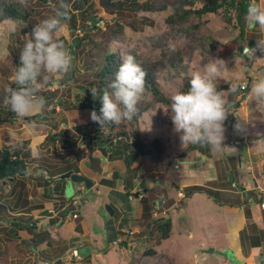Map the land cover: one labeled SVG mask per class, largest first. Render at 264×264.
Returning a JSON list of instances; mask_svg holds the SVG:
<instances>
[{"label": "rangeland", "instance_id": "obj_1", "mask_svg": "<svg viewBox=\"0 0 264 264\" xmlns=\"http://www.w3.org/2000/svg\"><path fill=\"white\" fill-rule=\"evenodd\" d=\"M6 1L0 0V10ZM55 2L56 0L45 7L43 11L45 15L52 16L50 5ZM254 2L264 6V0H254ZM164 4L168 5L165 11L152 9ZM181 4L182 0H87L85 4L77 0L78 7L73 8L76 9L78 29L72 30L67 21H62L64 29L57 34V38L65 44L73 57L72 81L67 82L68 86L65 88L62 85V77L51 79H57L59 89L56 92H61L63 96L71 99L70 102L64 103V107L71 110V120L81 127L78 129L80 133L78 141L80 142L88 143V136L81 131L82 126L95 123L90 119V113L93 110L87 106L88 99L92 97L91 90L96 88L92 73L103 65L108 52L115 51L120 55L131 54L136 58L156 60L161 57L163 50H170L172 47L180 49L184 55L181 72L167 70L162 81L164 91L169 97L178 91L182 81L190 77L192 72L202 71L203 66L211 58L224 59L228 68L216 81L218 90H221L220 85L239 87V83L247 84L245 90L237 88L239 91L230 92L228 96L234 108L232 109L233 114H230L233 124L237 121L234 113L239 112L243 116L239 120L246 129L242 133H237L233 128H229V121H225L226 132L223 145L225 142L230 144L229 146L234 150V156L228 160L224 158L226 155L222 154L224 149L223 151L220 149L213 150L211 154L205 153L204 158L200 159V183H205L200 186L203 187L204 192L198 193L199 195L188 206L179 202L182 209H175L176 211L171 215L168 212L167 217L172 216L174 221V229L170 238L162 239L158 232L152 230L150 238L138 239L136 235H133L129 237V245L123 242L110 245L99 237L98 242L94 244L95 251L91 258L84 260L85 264H234L233 261V263L225 261L229 259L226 254L229 251L227 247L229 223L227 219L219 217L220 213H217L223 212L222 207L225 205L221 202H225L226 199L216 195L215 192L220 183H228L229 186L232 184L235 187L232 189L242 188L237 183H231L230 179H237L240 175L248 174V150L253 149L252 158L255 164L252 170L255 174L264 164V104H257L248 99L251 84L259 78H264V60L253 63L242 55L245 46L255 48L257 39L264 38V33L259 27H250L248 23L242 32L236 20H226L220 14H205L201 18L192 17L187 22L168 23L167 18L174 15ZM148 6H151L152 10ZM42 20L41 16L36 17L33 25L35 26ZM200 21L203 23L201 26L198 24ZM14 23L6 30L14 31L13 56L19 66L20 49L26 36L31 33V29L26 23ZM22 28H28L27 33L21 32ZM76 37L81 39V45L77 49L74 43ZM69 45L72 46L75 56L71 53ZM256 56L259 58L262 54L257 51ZM42 86L45 85L42 84ZM243 93L246 96L241 99ZM144 98L142 97L141 100ZM239 100L240 106H236L235 103ZM72 103L74 106H71ZM167 111L168 105L157 103L145 111L140 118L133 117L131 123L124 121L129 125L128 131L132 139L141 137L149 140L158 136L163 138L168 145L174 144L171 141H175L179 133L174 131L170 113H166ZM246 111L248 114L245 117ZM109 128L113 133L116 132V129L111 126ZM98 132H100L99 136L106 134L101 131L100 125H98ZM254 149L255 152L260 150L262 153L254 154ZM202 154L200 151L201 157ZM190 155L193 158L197 154L194 152ZM239 157H241L242 167L238 164ZM56 162L62 167L66 166L65 168H74L76 171L80 169L79 164L73 158L63 162L57 159ZM225 171L230 178L229 182L227 177L222 178V173L225 174ZM217 173L218 180L208 182L214 179ZM188 188L191 189V187ZM185 189H178V193L175 190L174 193H177L181 199L183 193L186 192ZM118 195L113 193L111 199L117 198ZM192 196L194 195L189 198ZM0 202L5 210L8 207L11 209V211L8 210L7 215L9 223H13L14 215L20 212L15 208L16 199L12 200L11 197L3 195ZM125 205L131 209L127 225L133 227L136 225L137 210L143 206V203L126 201ZM109 206H111L110 202H107L103 208L106 213L109 212ZM156 209L164 211L165 207ZM149 217L147 216L146 219ZM23 218L20 216V221H24ZM146 222L149 223V221ZM6 225L7 222L0 221V264H46V262L55 264L59 255H62L61 264H82L81 260H78L81 257L73 254L76 249L68 250L72 246L55 248L44 245L45 253H39L30 239L25 237L22 238L23 242H20V237L17 235L21 234L22 229L13 234L15 230L11 231V225L8 224V227ZM99 226L96 224L95 228L98 229ZM17 228L14 227V229ZM98 232L102 233V230ZM134 241L135 244H133Z\"/></svg>", "mask_w": 264, "mask_h": 264}, {"label": "crops", "instance_id": "obj_2", "mask_svg": "<svg viewBox=\"0 0 264 264\" xmlns=\"http://www.w3.org/2000/svg\"><path fill=\"white\" fill-rule=\"evenodd\" d=\"M76 4L75 1L70 5L74 12L76 9L73 7H76ZM11 24L15 23L13 21L0 23V82L2 83L9 82L8 78L17 67L16 64L14 65L16 59L13 56L14 31L6 30ZM51 80L57 81V79ZM69 81L72 79L63 82L62 85L66 88ZM41 83L45 86H42L40 90H45L50 82H44L41 79ZM11 87L15 88L16 85L12 83ZM70 101L71 99L63 96L61 92H58L55 98L45 100L43 110L34 115V120L40 126L36 130L38 134L32 136L25 135L23 122L17 120L12 111L7 107H0V149L4 147L16 151L25 159L28 169H31V174L20 177L16 182L13 180L9 183L0 182V200L3 195L11 197L12 200L16 199L15 208L20 212H17L14 217L23 216L24 221H18L17 225L9 223L7 212L11 209L8 207L5 210L1 202L0 221L7 222L6 227L9 224L10 227L19 226L17 228L19 231L22 229L20 231L22 236L18 235L20 242H23L22 238L25 237L31 240L36 230L31 226L34 225L51 232L54 240L49 247L72 246L68 250L90 247L91 251L88 255L78 259L81 260L80 263L85 264L84 260L91 258L95 251L94 244L98 242L99 237L103 238L107 244L113 245L116 239L115 231L130 227L127 225V220L131 209L125 205L126 201L143 203V206L137 210L136 225L130 227L138 231L136 234L138 239L150 238V232L154 231L151 210L147 212L145 199H148L147 205L152 206V210L165 207L170 215L176 211L175 209L181 208L179 202L188 206L199 192L183 201L184 198L179 199L177 196L178 189L205 185L200 183L199 172L200 159L206 155L204 149L207 147L203 145L204 151H202L200 145L183 146L178 135L175 141H171L174 144L166 143L167 154L162 163H155L150 156H144L127 171L124 162L125 150L121 145L115 144L120 137L116 136L108 125H106L108 131L105 132V136H99V124L96 122L94 125L82 126L81 131L88 136V143L78 141L80 134L78 129L81 127L71 120V110L64 107V103ZM71 106H74V103ZM247 114L246 111L244 116L246 117ZM234 116L237 120L243 117L239 112H235ZM227 120L229 128L232 129L233 122L230 114ZM51 135L53 137L50 139ZM229 145L225 142L224 147L221 148L222 151L224 149L222 154L226 155L224 158L228 160L234 156V150ZM33 148L42 154L40 159L32 158ZM200 151L203 153L202 157ZM212 151L213 149L210 154ZM252 151H247L250 164L247 166L248 174L240 175L237 179H230L226 174L228 170L225 174L222 173L223 179L227 177L228 182L230 179L231 183H237L242 188L232 189L235 188L232 184L229 186L228 183H220L215 192L216 195L226 199L225 202H221L225 205L222 207L223 212L217 213H220L219 217L228 220L227 247L229 251L226 254L229 259L225 261H233L234 264L238 259L246 264H264V207L261 206V203H264V182L259 172L255 174L252 170L255 164ZM194 152L197 155L191 158L190 154ZM260 152L262 153L258 150L254 154ZM70 158L77 161L79 171L74 168H65L66 166L62 167L56 162L57 159L63 162L69 161ZM238 164L242 167L241 157ZM69 170L90 178L94 182L93 187L87 188L84 183L62 178L61 175ZM218 178L217 173L216 177L208 182H215ZM125 179H127L126 187L122 189ZM175 190L177 193H174ZM113 193L119 194L117 198L111 199ZM74 198L79 201L76 206L71 204ZM212 199L217 202L216 199ZM107 202H110L114 209L113 215L103 210ZM74 212L79 213L78 218L72 217ZM147 216L149 219H146ZM96 224L100 225L98 229L95 228ZM99 230H102V233H99ZM44 245L46 244L36 247V251L45 253ZM58 259L62 260V255H59Z\"/></svg>", "mask_w": 264, "mask_h": 264}, {"label": "clouds", "instance_id": "obj_3", "mask_svg": "<svg viewBox=\"0 0 264 264\" xmlns=\"http://www.w3.org/2000/svg\"><path fill=\"white\" fill-rule=\"evenodd\" d=\"M69 11L70 5L60 0L54 15L33 26L20 49L19 66L13 69L8 83L0 82V107H7L17 120L23 122L25 135L38 134L36 130L40 125L37 121L25 118L40 113L45 107L44 98L37 95L42 87L41 78L47 82L51 78L67 75L72 69L73 57L57 38V34L64 29L62 21L69 18ZM245 20L250 27H259L264 33V6L252 0L247 7ZM170 50L175 51V48ZM257 51L262 57L256 56ZM242 55L253 63L264 60V38L257 39L255 48L245 46ZM121 60L114 79L99 97L100 115L95 110L90 113V119L101 126L102 132L108 131L107 124L120 125L124 121H131L145 93L147 72L131 54L122 55ZM226 70L224 59L211 58L202 71L191 73L187 91L178 90L171 95L166 113H170L174 131L179 133L183 146L204 145L213 150L224 147L225 121L229 114H233V105L228 96L230 92L237 91L234 85H230L227 92L217 89L216 81ZM12 83L16 85L15 88L11 87ZM91 93L94 98L97 97L96 89H92ZM248 99L264 104V78L251 84ZM233 130L242 133L246 129L238 119L233 124ZM41 155L37 149L31 150L32 158L40 159ZM29 174L30 168L25 170V175Z\"/></svg>", "mask_w": 264, "mask_h": 264}, {"label": "trees", "instance_id": "obj_4", "mask_svg": "<svg viewBox=\"0 0 264 264\" xmlns=\"http://www.w3.org/2000/svg\"><path fill=\"white\" fill-rule=\"evenodd\" d=\"M55 0H26V2H19L18 0H7L2 9L0 10V23L5 21H13L16 23H26L28 27L33 28V24L36 22L35 18L41 16V18L46 19L50 16L45 15L43 13L46 6L51 4ZM77 2V0H64L65 3L71 5L73 2ZM87 0H79V3L85 4ZM252 0H182V4L180 8L176 11L174 15H170L167 18V22L170 24L187 22L192 17L201 18L205 14H220L224 16L226 20H236L239 24V27L242 32L246 29V10L249 3ZM60 0H56L53 5H50V11L52 15L55 14V10L59 7ZM77 7V5H75ZM151 9V6H148ZM168 5L164 4L156 9L157 11H165L167 10ZM151 9V10H152ZM68 22L69 28L76 30V13L71 10L69 11V18L64 20ZM22 23V24H23ZM200 26L203 24L201 21L198 22ZM199 28V26H197ZM28 29V28H27ZM27 29L22 28L21 32L27 33ZM78 29V28H77ZM74 43H76V49L81 45L80 38H74ZM68 44V43H67ZM69 49L72 50L71 53L74 54V50L71 45H69ZM242 51V50H241ZM121 56L118 52L111 51L105 56L103 65L92 73L95 81H96V90L97 97L94 98L93 95L87 101V106L91 110H95L98 115H100L101 103L99 100L100 95H102L103 91L107 88L108 84L114 79L115 73L118 71L120 64L122 63ZM136 62L141 65V67L147 72L146 82H145V93L142 97H145L141 100L138 105V112L134 118H140L142 114L147 111L151 106H154L157 103L169 105L170 97L164 91V85L162 83L164 79V75L167 70H174L181 72V66L184 63V55L180 49H175V51L171 50H163L161 53V57L159 59H142L136 58ZM17 65V62L14 60V65ZM98 67V64H96ZM71 71L62 77V83L70 80L72 77ZM67 79V80H66ZM189 79L190 77L184 79L179 86L180 91H187L189 87ZM53 83V80L49 81ZM228 85H220L219 89L221 90H229ZM57 91V90H56ZM51 90H40L37 95L44 98V100L52 99L56 97L57 92ZM109 91H111L109 89ZM246 94L243 93L241 99L245 98ZM236 106H240V100L236 101ZM234 109V108H233ZM25 119H35V116ZM131 123L130 121H127ZM127 122H123L120 125L107 124L112 128L116 129V136L120 138L117 139V146L121 145V147L125 150V168L128 171L131 169L134 164L144 156H150L155 163H162L167 154V144L165 140L161 137L154 136L149 140H144L141 137H135L132 139L130 132L128 131L129 125ZM51 139V136H50ZM204 149L203 145H200V150L205 153H210L211 148L206 146ZM204 149V150H203ZM28 169V164L25 159L20 156L19 153L13 151L9 148H1L0 149V182L9 183L10 180L16 182L20 177L25 176V170ZM259 174L264 182V164L259 167ZM127 175V173H126ZM124 180L122 189L126 187V181ZM185 197L183 201H186L194 192L203 193V187L194 186L185 189ZM262 198V197H261ZM260 201H262L260 199ZM148 199L144 200L145 207L147 212L151 210L152 206L147 205ZM18 221H20L19 217H14L13 223L17 225ZM153 228L156 232L159 233L162 239L170 238L173 231V220L169 215L163 221H153ZM36 230L31 237V241L34 246L38 247L40 245L46 244L48 246H52L53 237L51 232L47 229L37 228L34 225H31ZM16 233L17 229L14 227L11 228V231ZM116 235L114 238H117L119 234H121V230H116ZM18 236V235H17ZM127 244L126 241L123 244ZM235 264H246L242 260L238 259Z\"/></svg>", "mask_w": 264, "mask_h": 264}, {"label": "built area", "instance_id": "obj_5", "mask_svg": "<svg viewBox=\"0 0 264 264\" xmlns=\"http://www.w3.org/2000/svg\"><path fill=\"white\" fill-rule=\"evenodd\" d=\"M246 87H247L246 83H240V85H239V88L242 90H245ZM47 89L51 90V91H56L57 89H59L58 82L54 81L53 83L49 84ZM184 197H185V194H183L181 199ZM71 204L74 206L78 205L79 204L78 199L74 198L71 201ZM261 206L264 207V203H261ZM78 214H79L78 212H74L72 214V217L78 218V216H79ZM167 214H168V210H166V209H164V211H159L157 209H153L151 212V217H152L153 221H163L167 218ZM121 231H122L121 234L118 235V237L115 239V244L118 242L122 243V242L126 241L127 244L129 245V241H128V240H130L129 237L136 235L138 233V231L136 229H133L130 227H126V228L122 229ZM73 254L78 257V253L76 250L73 251ZM46 264H48V263H46Z\"/></svg>", "mask_w": 264, "mask_h": 264}, {"label": "water", "instance_id": "obj_6", "mask_svg": "<svg viewBox=\"0 0 264 264\" xmlns=\"http://www.w3.org/2000/svg\"><path fill=\"white\" fill-rule=\"evenodd\" d=\"M61 177L71 179L73 182H76V183H84L87 188H92L94 185V182L90 178H88L87 176L83 174L75 173L73 170L67 171L66 173L62 174ZM108 208H109L110 215H113L114 209L112 208V206H109ZM90 251H91V248L88 246L77 249V253L80 256H86L88 255ZM61 263H62L61 259H57L55 261V264H61Z\"/></svg>", "mask_w": 264, "mask_h": 264}]
</instances>
